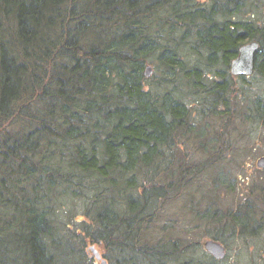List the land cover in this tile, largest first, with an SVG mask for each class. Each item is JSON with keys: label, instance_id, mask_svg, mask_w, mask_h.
Masks as SVG:
<instances>
[{"label": "trees", "instance_id": "trees-1", "mask_svg": "<svg viewBox=\"0 0 264 264\" xmlns=\"http://www.w3.org/2000/svg\"><path fill=\"white\" fill-rule=\"evenodd\" d=\"M242 6L0 0V264H98L91 245L109 264H221L168 215L195 198L213 239L264 237V182L236 209L215 186L236 133L264 130V90L230 72L257 40L264 82Z\"/></svg>", "mask_w": 264, "mask_h": 264}, {"label": "rangeland", "instance_id": "rangeland-1", "mask_svg": "<svg viewBox=\"0 0 264 264\" xmlns=\"http://www.w3.org/2000/svg\"><path fill=\"white\" fill-rule=\"evenodd\" d=\"M260 1L264 3V0ZM257 2H259V0H248L243 4L244 17L247 18L246 11H256L254 16L255 19H257L260 24H264V12L262 11V13L259 11L255 5ZM251 17L252 16L248 18ZM249 77L253 89L258 91L264 90V82L258 75H251ZM214 123L216 124V127L213 128V132L214 134L215 131H218L219 133L221 131L219 120L216 119V122ZM233 138L232 146L235 147V149H233L234 151L232 152L226 150L223 153L224 160H222L217 166L215 174V177L222 178L219 180V183L215 184V186H218L221 189L220 201L223 202V206L220 205L221 209L223 207V209H236L238 204H245L248 195L253 192V190H251L253 183L256 181H258V183L264 182V170H259L255 164L257 158L264 155V130L260 134H253V132H250L246 126L240 129ZM211 181H213V179ZM221 183L223 184L221 185ZM209 184L210 179L208 182L206 180L200 181L202 189L212 187ZM230 185L234 186L233 193L227 191ZM200 191L198 190V192ZM177 201H172L169 205L170 208L168 215L171 216L170 219L177 220L176 222L180 224V227L185 229V231H191L189 242L194 244L196 248L198 247V253H194L196 256L202 255V253L211 256L204 247V242L207 239L212 238L209 233L206 232L211 226L206 224L205 219L201 218L202 213L200 212L204 209L201 206L197 207V202L199 200L195 198V200L190 201V203H186L184 200ZM78 209L79 211L81 210L80 206ZM75 217L77 220H81L83 215L77 213ZM223 244L226 246L227 254L223 259L219 260L222 262L221 264H264V237L252 242L248 246L239 243L236 239L230 240L228 244ZM96 247L102 253H105L103 246L98 245ZM94 263L96 264V262Z\"/></svg>", "mask_w": 264, "mask_h": 264}, {"label": "water", "instance_id": "water-1", "mask_svg": "<svg viewBox=\"0 0 264 264\" xmlns=\"http://www.w3.org/2000/svg\"><path fill=\"white\" fill-rule=\"evenodd\" d=\"M260 43L257 40H252L242 45L239 49L238 56L231 62L230 72L234 76H251L255 72L256 55L259 50ZM154 68L152 65H147L146 76L153 74ZM256 167L264 170V155L257 158ZM205 250L216 260L223 259L227 254L226 246L213 238L207 239L204 242ZM89 253L100 264H109L108 260L103 256L102 252L95 246L91 245L88 248Z\"/></svg>", "mask_w": 264, "mask_h": 264}, {"label": "flooded vegetation", "instance_id": "flooded-vegetation-1", "mask_svg": "<svg viewBox=\"0 0 264 264\" xmlns=\"http://www.w3.org/2000/svg\"><path fill=\"white\" fill-rule=\"evenodd\" d=\"M237 3H239V4H244V3H246L248 0H235ZM256 6H257V8L259 9V11H263L264 12V3H262V1H260L259 0V2H257L256 4H255ZM253 11V10H252ZM247 12V15H246V17L248 18V17H250V16H252L254 19H255V12H251V11H246ZM262 12V13H263ZM257 20V19H256ZM258 21V20H257ZM259 22V21H258ZM260 24V23H259ZM261 25V24H260Z\"/></svg>", "mask_w": 264, "mask_h": 264}]
</instances>
